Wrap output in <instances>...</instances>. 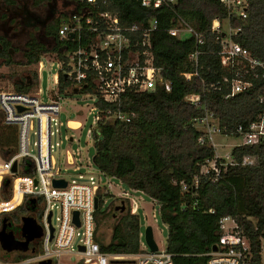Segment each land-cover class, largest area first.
<instances>
[{
    "label": "trees",
    "instance_id": "16d2710c",
    "mask_svg": "<svg viewBox=\"0 0 264 264\" xmlns=\"http://www.w3.org/2000/svg\"><path fill=\"white\" fill-rule=\"evenodd\" d=\"M52 1L33 0L29 8L36 17H23L17 22L9 14H14L16 7H25L27 1L0 0L3 66H35L43 55L61 48L56 42L60 20L45 21L46 15L42 14ZM247 4V19L243 23L230 16L219 0H176L170 6L159 8L141 7L136 0H109L106 9L125 27L135 24L144 30L150 27L151 21H157L149 35L150 50L159 78L162 83H169L170 90L158 84L148 92L122 96L120 110L134 117L129 122L97 124L92 162L101 173L121 181L129 190L145 194L158 205L159 219L167 228L164 249L171 255L173 264H208L207 254L219 242L218 222L223 217L233 218L248 241L247 264H263L264 143L233 148L231 158L238 165L229 166L222 179L210 183L200 176L199 170L214 158L215 152L198 144L202 131L193 124V120L210 112L221 127L228 129L229 136L237 137L233 134L237 127L247 129L264 112V106L258 102L264 96V78L252 80L250 90L226 100L222 97L224 90L213 92L205 88L230 75L220 67L217 41L223 34L211 30L215 20L226 21L232 28L240 26L241 32L234 41L251 57L264 62V0H247ZM177 19L193 27L203 40L201 46H196L193 36L168 34ZM196 47L202 53L198 76L186 82L181 74L193 71L188 56ZM16 75L0 74V77L11 82L14 92L29 94L36 90V72L28 76L21 73L22 77ZM189 94L200 96V107L184 101ZM96 107L107 110L118 106L99 101ZM1 122L0 113V132L6 130ZM244 157L253 159V164L240 166ZM98 209L94 215L96 230L112 221L108 242L95 238L100 251L118 257L139 254L138 215L131 214L127 204L124 212H114V207L103 212ZM13 234L20 239L18 230Z\"/></svg>",
    "mask_w": 264,
    "mask_h": 264
},
{
    "label": "built area",
    "instance_id": "2783aa9c",
    "mask_svg": "<svg viewBox=\"0 0 264 264\" xmlns=\"http://www.w3.org/2000/svg\"><path fill=\"white\" fill-rule=\"evenodd\" d=\"M141 7L159 8L162 5L170 6L176 0H136ZM227 9L230 16H235L243 23L247 19V0H219ZM58 6L57 19L60 24L57 31L56 42L60 49L43 55L35 65L37 80L44 68V63L53 61L58 65L55 85L60 86L56 92L50 91L49 102L44 104L38 100L37 88L29 94L12 91L0 92L1 126L14 130L15 147L0 146V227L2 219L9 217L12 212L21 207H32L40 204V209L31 214L37 224L42 228V236L31 242L26 252L27 257L15 260L17 252L7 253L0 249V264H39L49 261L51 264H67L60 261V257L74 255L76 264H108V255L100 251L96 241V222L94 200L98 199V207L104 206V196L112 189L109 181L104 185L102 177H108L99 171L97 178L88 176V182H81L85 173L81 168L91 169L93 164H77L73 154L66 152V164L73 166L77 179L70 181L60 176L54 157L51 137L52 126L61 125L57 118L62 108L58 92L76 93L87 91L95 98L94 128L88 132V137L94 134L97 124L101 121L129 122L134 114H126L120 110L119 104L122 96L127 93H144L153 90L158 84H163L167 91L169 83H162L159 70L153 65L151 53L150 32L156 28L157 21L153 20L150 27L141 30L138 25L122 26L119 18L107 9L109 0H56ZM226 22V21H223ZM222 22V23H223ZM222 23L213 21L211 30L223 35L218 39L220 67L230 75H224L221 80L205 87L213 92H222L223 99L248 91L253 87V81L264 78V62L250 56L233 38L241 32V27L230 28L228 35L222 31ZM228 24V22H226ZM173 37L190 35L195 38L196 46H201L203 40L192 26L176 20V24L168 30ZM202 53L196 49L189 54L192 72L182 73L186 82L198 76L199 56ZM247 76V77H246ZM60 79L62 81H60ZM198 94H189L184 101L192 107H200L201 100ZM102 101L114 106L116 109L99 110L96 103ZM258 102L264 106V96ZM89 115L93 114V108ZM71 123L77 124L72 127ZM193 124L200 127L202 134L197 142L199 145L214 149V158L200 166L199 174L210 183L222 179L227 168L238 165L232 158L231 152L220 156L216 152L218 136L225 138L229 131L221 127L214 119L213 113L205 112L204 116L193 120ZM66 127L71 131L83 128L79 121H67ZM33 132L36 136L35 154L28 150V135ZM234 135L239 143L233 146L251 147L264 143V112L255 117L247 129L239 126ZM74 142V137H66ZM2 152H6L3 156ZM77 162L83 164L81 153H77ZM16 163V171L12 172ZM240 166H250L253 159L244 157ZM95 167V166H94ZM64 180L66 187L54 188L52 180ZM136 193V191L129 190ZM128 192L120 191L116 200L124 201L131 214H137V204L141 199L131 198ZM33 199V202L29 201ZM59 209L58 226L54 228L53 238L50 239L47 216L53 210ZM74 212L78 213L79 226L74 222ZM212 212V211H210ZM23 217V216H22ZM154 217V216H153ZM11 219V218H10ZM12 221V219H11ZM13 223V221H12ZM21 225V224H20ZM20 225L18 232L20 233ZM52 225V223H51ZM14 226V225H13ZM219 242L215 246L216 252L207 254L208 264H247L250 258V247L236 221L231 217H223L218 222ZM140 253L133 255L136 264H173L172 257L165 249H157L151 253L147 248L141 247ZM78 238V244L74 240ZM16 239V238H15ZM22 241L21 233L20 239ZM35 243V245H33ZM76 247V248H75ZM83 247V251L80 250ZM75 249V252H74ZM123 257V256H121ZM128 257V256H127ZM118 258V256H113ZM133 262V263H134Z\"/></svg>",
    "mask_w": 264,
    "mask_h": 264
},
{
    "label": "rangeland",
    "instance_id": "374dc122",
    "mask_svg": "<svg viewBox=\"0 0 264 264\" xmlns=\"http://www.w3.org/2000/svg\"><path fill=\"white\" fill-rule=\"evenodd\" d=\"M44 13V11H42ZM222 31L224 34L228 35L230 32V28L226 22L222 23ZM1 32V30H0ZM185 35L184 37H186ZM4 60L0 58V74L2 75H12L16 73V76L31 75L32 72H36L35 66L31 67H15L12 66L7 68L3 66ZM58 65L56 62L49 61L44 63V68L38 75V80L36 81V88L39 92L38 100L41 103L49 102V94L52 90L56 92L60 89V86L55 85V75L58 73ZM30 72V73H29ZM28 73V74H27ZM22 77V76H21ZM14 90L10 81L0 77V92L1 91H12ZM60 97V107L62 108L61 112L58 115L57 123L61 125L52 126L53 135L51 137V144L53 146L52 155L54 157L56 167L60 170V176L64 179L70 181L72 179H77V173L73 172V166H69L66 164V152L74 155L77 164L85 165V163H91L92 157L94 155V142L92 134L88 137V132L94 128V115L96 114V110L94 109L95 98L90 93H73L71 95H67L64 92H58ZM93 108V114L89 115L90 109ZM67 121H79L83 128L78 131L68 130L66 127ZM1 131V130H0ZM14 130H10L6 128L5 131L0 132V146H11L15 147V139H14ZM74 137V142H69L66 137ZM36 136L33 132H30L28 135V150L31 154H35V146ZM215 143L218 144L216 148V152L220 156H224L232 151L233 146L239 143V138L237 137H223L218 136L215 139ZM77 153H81V158L83 159V164L81 162H77L78 155ZM81 174L85 173V178L81 180V182H88V176H93L97 178L99 175V171L92 165L91 169L81 168ZM102 183L105 185L107 181L111 183L112 189L109 190L108 195L104 196V200L106 204L104 206L99 207V212H103L107 209L110 211L113 205L116 204L114 199L116 198V194L120 191L128 192L131 194V198H135L136 200L139 197L143 198L144 208L141 206L140 201L137 204V215L139 218L140 231L142 234L141 237V247L147 248L144 234L147 227H151L153 232L154 241L158 247V249H164L165 240L167 237V228L163 225L158 216V205L151 201L149 197L140 192H130L126 185H124L121 181L111 178V177H102ZM130 198V199H131ZM27 211L25 208L21 207L19 210L12 212L9 217L13 221V225L18 227L21 224V217L25 216ZM154 216V217H153ZM60 217V212L58 208L53 210L52 216V226L57 228L58 226V218ZM110 224L112 221L108 222V226L106 224H101L96 230V238L107 243L110 239L111 229ZM78 244V238L74 240V245ZM261 246V258L262 263L264 264V241H262ZM76 248V247H75ZM75 252V249H74ZM27 257L26 254L15 253L14 259L20 260ZM60 261L67 264H76L77 257L74 255L60 257ZM108 264H136L133 258L127 257H118L113 258V256L108 257ZM134 262V263H133Z\"/></svg>",
    "mask_w": 264,
    "mask_h": 264
},
{
    "label": "water",
    "instance_id": "95a60500",
    "mask_svg": "<svg viewBox=\"0 0 264 264\" xmlns=\"http://www.w3.org/2000/svg\"><path fill=\"white\" fill-rule=\"evenodd\" d=\"M77 90L74 91L76 93ZM16 171V163L13 164L12 172ZM52 186L54 188H64L66 187V182L62 179L52 180ZM33 202V199L29 201ZM126 208L124 201H119V206L114 207V212H124ZM94 209H98V199L94 200ZM31 210V209H29ZM74 222L79 226L78 213L74 212ZM47 223L49 225L50 239L53 238L54 228L51 225V212L47 216ZM13 223L10 218L5 217L2 219L0 227V249L7 253L10 252H26L31 247V242L35 239H39L42 236V228L37 224L35 219L31 214L21 217L20 233L22 241L16 240L12 231ZM145 243L149 252L154 253L157 251L158 247L153 238V232L151 227H147L144 234ZM83 251V247H80ZM212 252L217 251V247L213 246L211 248ZM39 264H51L49 261L41 262Z\"/></svg>",
    "mask_w": 264,
    "mask_h": 264
},
{
    "label": "flooded vegetation",
    "instance_id": "af4514ba",
    "mask_svg": "<svg viewBox=\"0 0 264 264\" xmlns=\"http://www.w3.org/2000/svg\"><path fill=\"white\" fill-rule=\"evenodd\" d=\"M27 2L25 3V7H16L15 8V13L14 14H9L10 15V18H15L17 20V22H19L20 20H22L23 17L25 18H28V17H31V18H35L36 15L33 14V12L30 10V5L33 4V0H26ZM44 13L42 14H45L46 17H44L45 21L49 20V21H52L54 19H57V12L59 11L58 10V6H57V2L56 0H53L50 5L48 7H46L44 10ZM2 30L4 31V28H2ZM34 33V32H33ZM39 31L35 32V37L37 38L39 35H38ZM116 206H119L118 203H116L114 205V207ZM30 207H27L26 208V211L29 210ZM40 209V204H35L34 206H32V209H31V212L33 214L37 213V211H39ZM19 230L18 227L16 226H13L12 227V231H17Z\"/></svg>",
    "mask_w": 264,
    "mask_h": 264
},
{
    "label": "crops",
    "instance_id": "0c3cea01",
    "mask_svg": "<svg viewBox=\"0 0 264 264\" xmlns=\"http://www.w3.org/2000/svg\"><path fill=\"white\" fill-rule=\"evenodd\" d=\"M140 193H141V192H140ZM139 199H141V200H140V203H141V206L144 208L143 198L139 197ZM114 201H116V203H118L117 200H116V198L114 199ZM151 201H152V200H151ZM113 207H114V205H113ZM113 207H112V208H113ZM124 257H127V256H124ZM130 257H131V256H128L127 258H130Z\"/></svg>",
    "mask_w": 264,
    "mask_h": 264
},
{
    "label": "bare ground",
    "instance_id": "6f19581e",
    "mask_svg": "<svg viewBox=\"0 0 264 264\" xmlns=\"http://www.w3.org/2000/svg\"><path fill=\"white\" fill-rule=\"evenodd\" d=\"M71 126L74 127V126H77V124L71 123Z\"/></svg>",
    "mask_w": 264,
    "mask_h": 264
}]
</instances>
